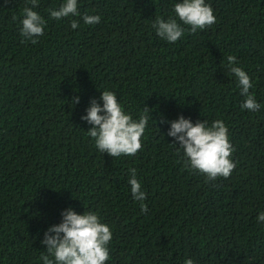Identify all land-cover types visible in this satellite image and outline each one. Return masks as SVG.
<instances>
[{"label": "trees", "instance_id": "obj_1", "mask_svg": "<svg viewBox=\"0 0 264 264\" xmlns=\"http://www.w3.org/2000/svg\"><path fill=\"white\" fill-rule=\"evenodd\" d=\"M179 2L78 0L79 16L55 20L49 9L64 0H39L47 24L32 44L21 36L28 0H0V264H43L44 233L67 208L110 226L106 264H264V0H206L216 22L195 34L182 25L170 43L153 23L177 18ZM84 14L101 20L87 25ZM228 55L251 77L260 111L241 110ZM103 90L134 119L150 108L135 156L113 158L88 135L81 117ZM181 115L225 122L237 165L228 179L184 169L167 135Z\"/></svg>", "mask_w": 264, "mask_h": 264}, {"label": "clouds", "instance_id": "obj_2", "mask_svg": "<svg viewBox=\"0 0 264 264\" xmlns=\"http://www.w3.org/2000/svg\"><path fill=\"white\" fill-rule=\"evenodd\" d=\"M28 4L31 6L26 5L22 9L21 36L36 44L38 38L44 35L47 21L34 10L39 0H28ZM49 12L55 20L79 16L78 0H64L59 8L49 9ZM174 12L178 19L157 17L153 23L157 35L170 43L177 42L184 35L185 28L182 25L189 26L190 32L195 34L216 22L214 10L206 0H182L174 5ZM100 20V15L83 16L87 25L97 24ZM78 27L79 21L73 20L71 28ZM226 59L229 71L238 80L237 86L244 97L241 110L260 111L261 104L257 102L255 93L250 92L254 86L251 77L237 66L235 55H228ZM100 99L102 105L95 98L91 99L86 115L81 117L92 125L88 135L95 141L100 152L108 153L113 158L135 156L142 149V136L150 119V108L146 107L139 118L134 119L124 110L114 92L103 90ZM73 103H79V97H75ZM170 125L167 135L174 137L179 148L183 149L184 169L199 172L206 177V181L221 177L228 179L231 176L237 166L232 159L235 148L229 137V129L222 119H216L209 125L206 120L194 123L181 115L179 119L171 121ZM129 173L131 193L140 202L142 212L146 213L148 206L144 201L147 196L137 178V169L131 168ZM61 215L62 221L51 225L41 241L47 246L48 253L40 257L43 264H106L110 259L109 245L113 239L110 226L101 222L96 212L85 211L79 214L75 209L67 208ZM257 220L264 222V212L257 216ZM185 264H194V261L189 258Z\"/></svg>", "mask_w": 264, "mask_h": 264}]
</instances>
